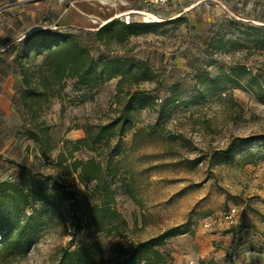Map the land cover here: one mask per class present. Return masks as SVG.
<instances>
[{
  "label": "rangeland",
  "instance_id": "1",
  "mask_svg": "<svg viewBox=\"0 0 264 264\" xmlns=\"http://www.w3.org/2000/svg\"><path fill=\"white\" fill-rule=\"evenodd\" d=\"M111 19L162 24L122 44L96 40V28ZM35 30L69 33L96 60L145 61L150 79L118 85L100 74L89 86L58 82L45 51H24L22 39ZM256 81L264 83V0L147 9L138 0H0V181L17 184L22 201L0 207V264H54L65 250L95 257L90 264L114 263L131 244L173 227L204 237L208 264L264 257V145L226 152L264 135ZM32 89L42 94L24 95ZM129 92L150 100L132 109L123 135L115 126L93 142ZM83 137L88 146L74 151ZM90 158L101 165L107 193L78 180L74 161ZM94 205L113 213L98 231ZM231 206L239 211L235 228H202ZM16 216L35 227V238L26 248H2L1 232L14 233ZM182 235L160 251L180 257Z\"/></svg>",
  "mask_w": 264,
  "mask_h": 264
},
{
  "label": "trees",
  "instance_id": "2",
  "mask_svg": "<svg viewBox=\"0 0 264 264\" xmlns=\"http://www.w3.org/2000/svg\"><path fill=\"white\" fill-rule=\"evenodd\" d=\"M162 23H138L131 21L124 23L119 19H111L103 25L96 28L93 36L96 40L102 42H116L122 44L130 36H136L143 33H148L154 30ZM24 51L30 53L37 49L38 51H45L46 56L44 59L45 64L52 68V75L60 82L64 78H76L77 83L89 86L93 83L98 75H104L107 79L119 78L117 84L121 83L127 78L131 77L135 84L150 79V68L145 61L135 60L133 57L120 58L100 57L95 59L89 52L86 46L81 45L77 39L69 33H61L58 31H44L35 30L30 32L22 39ZM98 64L100 70L97 71ZM22 66V65H21ZM252 92L259 101L264 102V83L256 81L253 85ZM27 90V89H26ZM23 91L24 95L42 94L37 89L31 91ZM150 99L135 93L128 94L126 102L123 104L119 115L113 121L101 128V131L96 135L93 142H100L102 139L103 131L108 128L118 126V134L123 135L129 127L132 126L131 111L138 105L146 104ZM31 138L35 142H41L39 137L31 134ZM47 146L48 140L44 141ZM73 144V150L76 151L82 146H88L87 137L76 140ZM255 145H264V135L257 137H248L239 139V144L231 143L228 145L226 152L233 149L239 150L242 147H252ZM74 169H79L78 180L81 183L86 181H95L96 186H102L104 192L107 193L108 186L101 181V165L94 158L86 161H74ZM65 194H68L65 192ZM18 192V185L9 181H0V207L7 204L19 207L21 199ZM36 200H41L36 197ZM95 212L94 228L99 230L105 220L113 214L112 211L104 205H94ZM12 227L15 231L10 229L8 232L5 230L3 233L4 238L1 242L2 248L9 247L11 249L26 248L28 244L35 238V227L21 222L16 216ZM185 234L180 231L178 227L169 228L155 237H151L145 241H140L131 244L128 248L123 249L121 257L116 259V262L109 261V264H167L171 260V254L168 252L160 251V247L165 244L168 238ZM95 262V257H90L89 254H80L77 251H63L59 259L54 264H90Z\"/></svg>",
  "mask_w": 264,
  "mask_h": 264
},
{
  "label": "crops",
  "instance_id": "3",
  "mask_svg": "<svg viewBox=\"0 0 264 264\" xmlns=\"http://www.w3.org/2000/svg\"><path fill=\"white\" fill-rule=\"evenodd\" d=\"M202 239H204V237L200 234H184L180 236L176 241L178 243L177 251L180 257H172L167 264H208L210 257H204V255L201 254L200 243ZM249 256L242 257V259H240V257L236 262H233V264H260L264 262V257Z\"/></svg>",
  "mask_w": 264,
  "mask_h": 264
},
{
  "label": "built area",
  "instance_id": "4",
  "mask_svg": "<svg viewBox=\"0 0 264 264\" xmlns=\"http://www.w3.org/2000/svg\"><path fill=\"white\" fill-rule=\"evenodd\" d=\"M120 1V0H119ZM146 9L149 7H164L174 4L180 0H138ZM239 211L236 206H231L225 211L214 213L204 219L202 228L206 231H214L221 229H233L238 223Z\"/></svg>",
  "mask_w": 264,
  "mask_h": 264
},
{
  "label": "bare ground",
  "instance_id": "5",
  "mask_svg": "<svg viewBox=\"0 0 264 264\" xmlns=\"http://www.w3.org/2000/svg\"><path fill=\"white\" fill-rule=\"evenodd\" d=\"M144 13V12H143ZM145 18H148V16L147 17H145Z\"/></svg>",
  "mask_w": 264,
  "mask_h": 264
}]
</instances>
